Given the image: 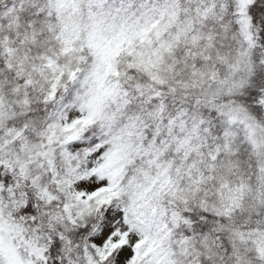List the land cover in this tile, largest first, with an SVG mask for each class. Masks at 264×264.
Returning <instances> with one entry per match:
<instances>
[{
    "label": "snow or ice",
    "instance_id": "1",
    "mask_svg": "<svg viewBox=\"0 0 264 264\" xmlns=\"http://www.w3.org/2000/svg\"><path fill=\"white\" fill-rule=\"evenodd\" d=\"M0 264H264V0H0Z\"/></svg>",
    "mask_w": 264,
    "mask_h": 264
}]
</instances>
